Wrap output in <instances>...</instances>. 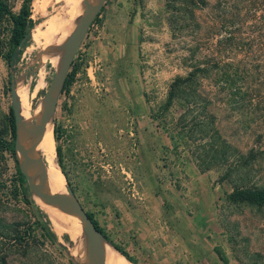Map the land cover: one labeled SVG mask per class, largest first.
Wrapping results in <instances>:
<instances>
[{"label": "rangeland", "instance_id": "obj_1", "mask_svg": "<svg viewBox=\"0 0 264 264\" xmlns=\"http://www.w3.org/2000/svg\"><path fill=\"white\" fill-rule=\"evenodd\" d=\"M9 2L19 9L21 0ZM166 2L105 0L75 53L79 65L58 94L52 123V132L54 122L61 127L73 190L138 264H264V204L229 196L235 183L264 186V157H245L264 133V0H208L196 10L199 27L179 28ZM82 10V0H48L44 13L32 7L34 32L64 30ZM56 37L32 35L13 67L0 55V119L18 79L24 117L34 119L64 52L47 43ZM195 61L210 68L197 84L207 113L203 99L187 112L180 99L163 109L170 82ZM15 163L0 150V257L73 264V241L62 237L68 231H55L48 214L55 234L48 238L13 193Z\"/></svg>", "mask_w": 264, "mask_h": 264}, {"label": "trees", "instance_id": "obj_2", "mask_svg": "<svg viewBox=\"0 0 264 264\" xmlns=\"http://www.w3.org/2000/svg\"><path fill=\"white\" fill-rule=\"evenodd\" d=\"M34 0H21L20 7L17 11H14L9 0H0V55H2L8 62H10L11 56L15 48L17 47L20 39L29 32L25 42L19 48L18 54L15 57L14 63L17 60L19 54L23 48L29 43L32 38V28L38 22V19L32 17V4ZM208 4V0H167L166 7L170 11V21L176 26V28L182 27L184 25L192 24L199 27L198 21L196 20V10L201 9ZM99 14V13H98ZM95 19L99 20L97 16ZM179 22V23H177ZM184 22V23H183ZM217 66V62H214ZM79 63L74 58L71 64V68L65 79L63 89L68 88V85L72 82L76 69L78 68ZM188 70L185 74H177L174 76L172 81L169 84L168 94L165 101L162 104L163 109H168L169 106L175 100H184L186 101V112L188 110H193L197 106L198 102L204 100L205 97L203 93L197 87L198 80L200 77L206 76L209 74L210 68L207 66L206 61H195L193 63L187 64ZM228 77V73L226 75ZM231 78L228 77L226 82L228 86L230 84ZM198 99V102H197ZM207 103H210L208 99L204 100L202 105H199L202 112H205ZM201 104V103H200ZM191 107V108H190ZM207 113V112H205ZM208 113H210L208 111ZM54 139H55V149L57 161L60 166L61 171L63 172L65 179L72 186V180L69 174V171L64 163L63 153L61 149V144L59 139L61 136V127L58 123L54 122ZM15 122L12 109L4 119H0V150L7 149L9 150L15 158L16 166V177L15 182L12 184V191L15 195L20 194L22 199L29 204L36 214L34 223L37 227L44 231L45 235L48 238H53L55 234L50 231L49 219L47 218V211H44L40 205L35 201L33 195L31 194L26 178L21 172L16 153L14 148L15 140ZM8 136V137H7ZM264 137V133H258L256 137V143L250 147L246 154V161H256L262 156L264 157V146H261V139ZM218 151V150H216ZM216 153L214 156H218ZM238 155V154H237ZM239 157L244 155L240 153ZM219 157L222 159L228 158V153L225 151V147H221L219 152ZM243 165V163H241ZM231 200L248 202L255 205L264 204V186L258 185H246L242 184H233L232 191L229 194ZM89 216L94 221L96 227L102 231V233L107 237V239L132 263L138 264L137 260L132 257L124 248L119 244L112 241L105 228L99 223L98 219L94 216L93 212L87 210ZM47 213V214H46ZM45 218V219H44ZM17 230V229H14ZM69 232H64L62 237L72 242L70 239ZM17 238H23V235H17ZM220 256H223L219 247H215ZM73 261V257H70ZM6 261L3 256L0 257V264H5ZM73 264H79L77 261H73Z\"/></svg>", "mask_w": 264, "mask_h": 264}, {"label": "water", "instance_id": "obj_3", "mask_svg": "<svg viewBox=\"0 0 264 264\" xmlns=\"http://www.w3.org/2000/svg\"><path fill=\"white\" fill-rule=\"evenodd\" d=\"M104 2L105 0H82V12L77 15L73 29L70 31L63 44L60 43L58 47L64 48V52L58 65V69L54 72L49 82V86L42 98L40 117L38 121L35 122L36 132L29 141H24L22 144L19 142L17 135V125L21 119L20 101L15 89V83L12 80L10 86L11 109L14 116L16 131L14 148L19 168L26 178L29 190L33 197L37 196L49 205L65 207L72 215L83 221V231L88 244L87 259L89 264H105L104 252L99 243L101 239L109 240L102 231L96 227L94 221L89 216L78 196L75 194L73 187L66 181V179L64 191H48L49 179L46 165H38L35 163L34 152L42 139L49 115L53 114L55 111L58 94L64 86L75 53L80 46L82 39L85 37L90 23L101 10ZM28 35L29 32L20 39L17 47L13 51L10 59L11 67L14 66V60L18 54V50L25 42ZM53 49L57 48L53 45ZM77 262L82 264L79 261Z\"/></svg>", "mask_w": 264, "mask_h": 264}, {"label": "bare ground", "instance_id": "obj_4", "mask_svg": "<svg viewBox=\"0 0 264 264\" xmlns=\"http://www.w3.org/2000/svg\"><path fill=\"white\" fill-rule=\"evenodd\" d=\"M77 1L78 3L80 2V0ZM47 2L48 0H34L33 1L34 11L37 13H44ZM74 19H72L69 22L66 28H63L64 30H49V31L34 32V28H35L34 27L32 31L33 38L34 40L37 39L44 40L47 38H54L57 36L55 39H48L47 43L50 44L54 43V46L58 48L61 40L72 30L74 25ZM52 60H54L57 63L59 62L58 56L55 54L52 56ZM24 85L25 84L23 83L22 79H18L15 85V89L17 91L18 98L20 101L21 119L19 120V123L17 125V135L19 142L21 144L24 141H29L31 137H33V135L35 134L36 132L35 122L38 121L41 113V107L37 105L35 108L34 119L30 118L28 122L26 121L23 114L22 93H21V89L24 87ZM53 114L49 115L44 129V133L42 135V139L38 144V146L35 148L34 160L35 163L38 165L40 164L46 165L48 179H49L48 191L59 192L65 190L66 181L64 174L62 173L61 169L58 168V165L56 163L55 139L52 132ZM35 200L40 205L41 208H46L45 211H47V213L49 214V217L52 220L53 228L55 229V231L69 232L70 238L73 241V245L71 247V253L76 258V260L81 262L82 264H89L87 259L88 244L85 233L83 231V221L79 220L74 215H72L65 207L49 205L44 201H42L37 196H35ZM55 219L59 224H62L64 227H68L69 229L58 226L55 222ZM106 241H107L106 239H101L99 243L101 249L104 252V256H106L107 258L105 264H134L130 260H128L119 250H117L109 241H107L110 245L113 246V250L125 259V262L122 261L118 255H116L111 251V249L108 247L109 245L106 244Z\"/></svg>", "mask_w": 264, "mask_h": 264}, {"label": "crops", "instance_id": "obj_5", "mask_svg": "<svg viewBox=\"0 0 264 264\" xmlns=\"http://www.w3.org/2000/svg\"><path fill=\"white\" fill-rule=\"evenodd\" d=\"M106 244L109 245L108 247L111 249V251H112L113 253H115L116 255H118V256L120 257V259H121L122 261L125 262V259H124L122 256H120L117 252H115V251L113 250V246H112V245H110L107 241H106Z\"/></svg>", "mask_w": 264, "mask_h": 264}, {"label": "built area", "instance_id": "obj_6", "mask_svg": "<svg viewBox=\"0 0 264 264\" xmlns=\"http://www.w3.org/2000/svg\"><path fill=\"white\" fill-rule=\"evenodd\" d=\"M93 22H91V24H92Z\"/></svg>", "mask_w": 264, "mask_h": 264}]
</instances>
